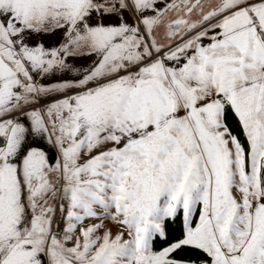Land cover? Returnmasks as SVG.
Segmentation results:
<instances>
[{
  "label": "snow or ice",
  "instance_id": "obj_1",
  "mask_svg": "<svg viewBox=\"0 0 264 264\" xmlns=\"http://www.w3.org/2000/svg\"><path fill=\"white\" fill-rule=\"evenodd\" d=\"M0 264H264V0H0Z\"/></svg>",
  "mask_w": 264,
  "mask_h": 264
}]
</instances>
